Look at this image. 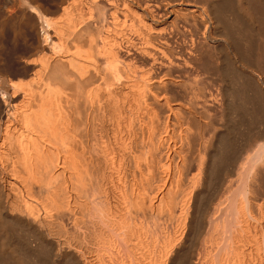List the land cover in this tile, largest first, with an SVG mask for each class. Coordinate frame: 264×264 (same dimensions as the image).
<instances>
[{
    "label": "bare ground",
    "instance_id": "obj_1",
    "mask_svg": "<svg viewBox=\"0 0 264 264\" xmlns=\"http://www.w3.org/2000/svg\"><path fill=\"white\" fill-rule=\"evenodd\" d=\"M239 112L263 122L264 0H0V264H264L260 169L182 254Z\"/></svg>",
    "mask_w": 264,
    "mask_h": 264
},
{
    "label": "rangeland",
    "instance_id": "obj_2",
    "mask_svg": "<svg viewBox=\"0 0 264 264\" xmlns=\"http://www.w3.org/2000/svg\"><path fill=\"white\" fill-rule=\"evenodd\" d=\"M229 73H231V74H234L233 73V71L231 72H229ZM228 73V76L230 75ZM230 76H235V75H230ZM232 77V78H233ZM229 78V77H228ZM241 115H238V113L237 114H233V119H234V121H236V122H234L233 121V119H232V123H231V118H232V116H230L229 117V120L228 121H226L227 120V118H226V120H223V124L225 125V127L223 126L222 128H224V129H222L221 128V130H224V132L222 131V138L220 137V139L218 140H216V143L214 144V151L215 152H213L212 153V155H211V157L210 158H208V161H207V163L210 165H208V167H207V173H206V175H204V179L202 180V186H201V189H200V192H199V196L196 198L197 200H196V202H195V204H196V206H195V204H194V216H193V219H194V222L191 224V228L192 227H194V229H195V231H196V235L194 234H192V229L190 228V230L189 231H191L189 234H188V237H187V239H186V245H185V247L186 248H184V251L182 252V254H183V256L185 257V259L187 258L186 256H185V254H188L189 255V253H191V251L194 249L195 250V243H197V241H198V236H200L201 235V231H202V226H203V218H204V216H205V213H206V211L208 210V208L213 204V202L215 201V200H217L218 199V197L220 196V194H221V191H222V187H224L225 186V184H227V181L229 180V178L230 179H233V182H234V184H242L243 183V181H244V179L243 178H245L247 175H248V177H246L247 179L248 178H251V176H253V174L255 175L256 173H258L257 172V170L259 171V169L260 170H262V171H259V172H264V170H263V168H264V165L262 166V164L264 163V153H263V151H264V148L262 147V144H264V139H263V135H264V117H263V113L260 115V117L262 116L263 118H260V120L261 121H263V122H258L257 121V119H259V115L258 116H255L254 118L252 117V115H251V117H250V114L251 113H249L248 114V112L246 113L248 116H246V114H245V112H239ZM244 113V114H243ZM245 115V117H247V118H245V119H242L243 118V116ZM240 116H242L241 117V119H240ZM253 118V120H251ZM238 119H240V120H238ZM250 121H249V120ZM237 120H238V122H237ZM244 120H246V122L244 121ZM259 120V121H260ZM247 121H248V126H250V128L249 127H246V123H247ZM225 122H226V124H225ZM242 122L244 123V124H242ZM227 123H229V124H227ZM234 123H235V127L233 126L234 125ZM239 125H238V124ZM249 123H252L251 125H249ZM260 123H262V124H260ZM241 124H242V126H241ZM253 125V126H252ZM229 126H231V128L233 127V130L229 127ZM244 126V127H243ZM252 127V128H251ZM226 128H230V130H228L227 129V131H233L232 133V135H231V132L229 133H227V131H225L226 130ZM246 128H248V130L246 129ZM263 130V131H262ZM260 131H261V134H262V136H261V134H260ZM226 132V133H225ZM246 132L247 133H249V135L247 136V134H246ZM259 132V133H258ZM228 134V136H226V135ZM260 134V135H259ZM230 135H231V137H233V139L230 137ZM259 135V138H257V136ZM223 136H225L224 137V139H223ZM260 136H261V138L263 139H261L260 138ZM229 137V138H228ZM228 140H227V139ZM223 139V141H221ZM226 139V141L227 142H224V140ZM260 141H259V140ZM232 140V141H231ZM254 140V141H253ZM258 140V141H257ZM262 140V141H261ZM229 141V142H228ZM231 141V142H230ZM234 141V142H233ZM256 141H257V145H260V147L259 146H257V148L255 149V147H256V145H254V144H252L253 142H255L256 143ZM222 142V143H221ZM224 142V143H223ZM234 144H233V143ZM260 142V143H259ZM227 144V145H226ZM229 144V145H228ZM233 144V145H232ZM251 144L252 145H254V146H252V147H254V152H250V148H251ZM219 145V146H218ZM230 145H232L233 147H231L230 149H229V147H230ZM236 147H235V146ZM226 146H227V148H226ZM229 146V147H228ZM234 147H235V149H234ZM261 147H262V149H261ZM225 148L227 149V151H229V152H227V153H231L230 154V157L231 158H228V156H229V154H225V155H227V156H224V152H226V150H225ZM219 149H221V150H219ZM224 149V151H222ZM234 149V150H233ZM252 149V148H251ZM258 149H260L259 150V152L261 151L262 152V154H263V158H260V156L262 155V154H260L259 152H258ZM211 150H213V148H211ZM218 152H217V151ZM235 150H237V151H235ZM222 153H221V152ZM239 151V152H238ZM252 151V150H251ZM258 152V153H257ZM218 153H220V155H221V157H222V159L220 160V162L222 161L223 162V164H222V162H221V164H220V162L217 160V162H214V161H209L210 159L212 160H214V158L215 157H212V156H216L215 154H217L218 155ZM234 153H237V154H234ZM257 153V156L258 155H260V156H258L257 158L256 157H251V156H255V154ZM235 155V156H234ZM224 156V157H223ZM232 156H233V158H232ZM227 157V158H226ZM224 158L225 159H227V160H224ZM253 158V159H252ZM231 159H233V161L231 160ZM229 160L231 161V162H229ZM255 160V161H254ZM261 160V161H260ZM263 160V161H262ZM225 161H226V164L225 165H227V167L229 168V169H227V171L228 170H230V172L229 173H227V171L226 170H224V168H225V165H224V163H225ZM252 161H253V163H252ZM256 161H257V163H256ZM212 164H210V163ZM230 164H229V163ZM263 162V163H262ZM217 163V164H216ZM256 165H255V164ZM260 163V164H259ZM211 166H212V169H211ZM224 166V167H223ZM255 167V169H254V167ZM259 166H261V167H259ZM210 167V168H209ZM213 167H214V170H213ZM226 167V168H227ZM209 168V169H208ZM225 168V169H226ZM211 169V170H210ZM215 169H217V171L215 170ZM210 170V171H209ZM214 172H213V171ZM253 171V174H252V171ZM256 171V173H255V171ZM211 171L214 173H211ZM224 171H226V172H224ZM248 172H250L251 173V176H250V174L248 173ZM209 173H211L210 175H211V177L209 176ZM216 173V174H215ZM225 173H227L226 175H225ZM232 173V174H231ZM247 173V174H246ZM213 174V175H212ZM229 174V175H228ZM231 174V175H230ZM262 175L263 173H258V174H256V175ZM213 176V177H212ZM216 176V177H215ZM227 176H231V177H228L227 178ZM245 176V177H244ZM262 176H264V175H262ZM207 177V178H206ZM209 177V178H208ZM236 179H235V178ZM239 177V178H238ZM237 178H238V180H237ZM242 178V180H240V182H239V179H241ZM209 179V180H208ZM206 180V181H205ZM227 180V181H226ZM261 182H262V184L261 185H263V187H261L262 189L264 188V182H263V180H261ZM260 182V183H261ZM257 183V184H256ZM255 183V185H259V186H261L260 184H259V182H256ZM233 184V185H234ZM201 197V198H200ZM200 199V200H199ZM216 202V201H215ZM209 206V207H208ZM196 207V208H195ZM201 227V228H200ZM199 229H200V232H199ZM198 231V232H197ZM191 235V237L189 238V236ZM196 236V237H195ZM193 237V238H192ZM192 239V242L189 240V239ZM194 238H196V239H194ZM194 239V240H193ZM189 242H188V241ZM193 244V245H192ZM190 247H192V248H190ZM191 249V250H190ZM193 250V251H194ZM192 251V252H193ZM188 252V253H187ZM182 255H181V259H183V260H185L184 259V257H183Z\"/></svg>",
    "mask_w": 264,
    "mask_h": 264
}]
</instances>
